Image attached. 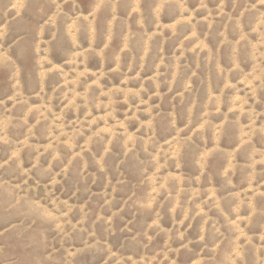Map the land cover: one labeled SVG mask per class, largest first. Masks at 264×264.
<instances>
[{
	"label": "rangeland",
	"instance_id": "1",
	"mask_svg": "<svg viewBox=\"0 0 264 264\" xmlns=\"http://www.w3.org/2000/svg\"><path fill=\"white\" fill-rule=\"evenodd\" d=\"M0 264H264V0H0Z\"/></svg>",
	"mask_w": 264,
	"mask_h": 264
}]
</instances>
